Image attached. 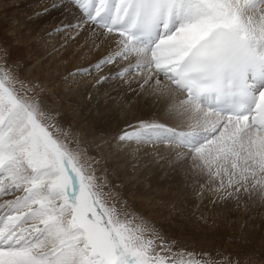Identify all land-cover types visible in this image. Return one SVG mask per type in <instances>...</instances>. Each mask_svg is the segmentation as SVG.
Returning <instances> with one entry per match:
<instances>
[{
    "label": "snow or ice",
    "instance_id": "6c2138e0",
    "mask_svg": "<svg viewBox=\"0 0 264 264\" xmlns=\"http://www.w3.org/2000/svg\"><path fill=\"white\" fill-rule=\"evenodd\" d=\"M50 9L27 64L0 29V264H264L246 243L264 213V0H42L31 14ZM73 88L101 111L161 115L92 136L66 119ZM220 213L232 244L178 235Z\"/></svg>",
    "mask_w": 264,
    "mask_h": 264
},
{
    "label": "rangeland",
    "instance_id": "374dc122",
    "mask_svg": "<svg viewBox=\"0 0 264 264\" xmlns=\"http://www.w3.org/2000/svg\"><path fill=\"white\" fill-rule=\"evenodd\" d=\"M42 0H0V29L3 33H12L15 39L9 41L12 46V55L14 60H19L21 65L27 64L31 59V53L36 45V40L41 30L50 27L53 23L59 19V14L50 9V16L37 17L31 13L34 10H39ZM51 3V0H49ZM93 59V57H89ZM26 72L28 69L25 70ZM108 69H105L107 72ZM107 90V85L103 86L100 91L103 95ZM130 95V94H129ZM79 97H81L79 99ZM64 103L62 105L63 110L67 113L66 119H69L74 128L82 129L86 134L92 136H100L103 132H98L97 126L106 131L108 136L115 135L119 129L124 127V121L130 119L133 114L143 119H156L160 117L161 113L158 108H141L132 109L130 106L121 108L118 104H111L107 108L101 111L96 107V102L92 104L88 103L86 93H78L76 88H73L70 92L65 90ZM84 102V104H80ZM103 108V104H101ZM107 122L108 125L103 123ZM134 122V121H133ZM155 174V169H151L149 173L144 177L141 185L143 191V185L152 184V177ZM134 187V186H133ZM167 187V186H165ZM130 198L135 200L137 205L147 206L150 196H138L129 191ZM193 206L189 205L188 211H192ZM264 217V213L253 217L254 228L251 230V234L248 235L246 243L249 246L254 247L257 251L264 246V230L261 229L260 220ZM160 223L167 224V221L160 220ZM216 224L214 227H207L204 229H197V232H203L204 235L196 237L192 236L189 232L187 235H180L181 239H187L196 244L197 247L204 246L205 248L219 244L223 242L225 244H232L233 229L230 224L225 220L224 214H216Z\"/></svg>",
    "mask_w": 264,
    "mask_h": 264
},
{
    "label": "bare ground",
    "instance_id": "6f19581e",
    "mask_svg": "<svg viewBox=\"0 0 264 264\" xmlns=\"http://www.w3.org/2000/svg\"><path fill=\"white\" fill-rule=\"evenodd\" d=\"M80 98H81V97H79V99H80ZM80 101H81V100H79V103H80V104H84V102H80ZM150 109H151V108H150ZM153 109H154V108H153ZM103 124H104V125H108L107 122H105V123H103Z\"/></svg>",
    "mask_w": 264,
    "mask_h": 264
}]
</instances>
